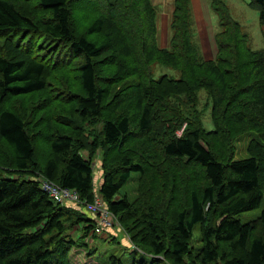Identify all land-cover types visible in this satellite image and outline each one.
<instances>
[{
    "label": "trees",
    "instance_id": "1",
    "mask_svg": "<svg viewBox=\"0 0 264 264\" xmlns=\"http://www.w3.org/2000/svg\"><path fill=\"white\" fill-rule=\"evenodd\" d=\"M76 4L92 11L82 33L73 27ZM252 4L264 24V0ZM213 6L220 29L205 59L191 39L190 0H173L166 46L152 0H0V264H92L72 249L87 244L95 220L54 202L42 180L76 190L79 205L102 199L129 241L147 248L133 264H264V207L240 218L264 195V53L250 47L224 2ZM154 63L178 77L157 76ZM86 119L101 123L92 139ZM137 130L148 139L144 162L123 144ZM242 134L247 155L235 158ZM165 163L191 172L189 187L157 182L130 200L127 184Z\"/></svg>",
    "mask_w": 264,
    "mask_h": 264
},
{
    "label": "rangeland",
    "instance_id": "2",
    "mask_svg": "<svg viewBox=\"0 0 264 264\" xmlns=\"http://www.w3.org/2000/svg\"><path fill=\"white\" fill-rule=\"evenodd\" d=\"M152 1L156 6L158 14L160 45L166 46L171 35V30L169 27L170 16L166 15V13H170L173 0ZM216 1H222L225 3L230 17L234 21L238 22L243 32L247 34L248 44H250V47L256 50H262L264 53V24L260 21L259 11L256 6L252 4V0H191V39L199 46L203 58L212 59L216 52L213 35L220 29V15L213 6V3ZM203 2L205 3V7ZM75 9L79 13L73 11L75 20L73 27L77 33H82L84 32L87 25V18L91 17L92 11L89 6L85 5L82 8L80 4H76ZM152 70L157 76H159L161 72H164L173 77H178V73L176 70L169 67H162L159 63H154L152 65ZM74 89L75 92H80L78 84L74 86ZM203 97L201 98L202 102ZM28 98L30 99L31 96L26 97L27 101L25 103L27 104V107L30 108L32 104L28 102ZM207 104L208 102L205 101V103L203 102L201 103V105L199 104V108L206 109L205 115L203 117V124L207 129H212L213 125L209 116ZM80 123L82 125L83 133L86 135V137L90 136V138L92 139L95 136H98L101 124L98 120L86 119L80 120ZM57 126L60 129L65 127L59 125L58 123ZM181 129L182 128L178 130V133L182 131ZM138 132L139 131L137 130V133ZM141 134L138 133V136L134 138H132L133 136L126 137V141L128 143H126L125 141L123 142L124 145L126 144V146L131 147V155L135 156V158L139 157L140 153L144 154V152H146L144 146L146 145L148 139L146 135ZM248 141L249 136L246 134H242L241 137L235 141L233 157L242 158L247 155L246 148ZM38 147L43 151L48 149L45 146V143L42 142H38ZM83 152L86 153L85 150ZM140 159L142 162H144L145 160H148V157L146 154H144ZM173 165L174 166H171L170 163H165L164 165H155L154 167H157L160 171L154 170L150 172L147 169L146 175H143L142 177H135L133 180H131L126 186V190L128 192V195L130 196V200H134L136 196L141 195V189L149 190V193L155 192V188L158 185L157 182H165L166 186L168 187L167 189H170L171 185L175 181L182 179V189L186 190L192 180L191 172H184L182 169L178 168V165ZM93 166L94 183L99 184V182L101 181L102 173L100 170L101 148L99 147L96 149L95 156L93 157ZM187 166L191 169V165ZM172 173H174L175 175L174 178L172 177ZM141 183L143 184L144 188L138 187ZM179 201L181 202L179 205H181L182 202L188 204L186 196ZM65 203L70 206H79L80 210L87 216L93 218V220L97 219L96 214H92L85 209L87 204H85L84 206V201L79 202L81 205L68 201ZM263 207L264 195L259 207L254 210L242 213L240 218L242 219V221L253 218L260 213ZM198 233V228H195L193 230V243L195 245L198 244V241L196 240L198 237ZM77 235H80V233ZM127 236V231L124 228L123 221H121L119 217L110 214L109 221L102 227L101 233L96 234L94 232H90L85 237V240L87 242L85 246L73 247L72 253L74 255V259L84 260L86 258V262H88L89 260L92 262V264H110V256L115 255L121 258L124 264H133L134 260H138L140 258V253L145 252L144 249L147 250V248L143 247L144 249L142 250L141 247L135 245L134 243H131Z\"/></svg>",
    "mask_w": 264,
    "mask_h": 264
},
{
    "label": "built area",
    "instance_id": "3",
    "mask_svg": "<svg viewBox=\"0 0 264 264\" xmlns=\"http://www.w3.org/2000/svg\"><path fill=\"white\" fill-rule=\"evenodd\" d=\"M40 185L48 193L50 198L54 200V202L64 204L67 201H79L80 196L76 190L68 188L59 189V187H57L53 182L46 180L40 181ZM86 207L90 213L97 215L95 226L93 227L92 232L96 234L101 233L102 227L108 223L111 213L107 209L102 199H100L98 196L95 197L92 203H88Z\"/></svg>",
    "mask_w": 264,
    "mask_h": 264
},
{
    "label": "crops",
    "instance_id": "4",
    "mask_svg": "<svg viewBox=\"0 0 264 264\" xmlns=\"http://www.w3.org/2000/svg\"><path fill=\"white\" fill-rule=\"evenodd\" d=\"M190 4H191V0H190ZM203 4H204V7H205V3L203 2ZM203 7V8H204ZM171 9H172V6H171ZM171 9H170V13L168 12V14L166 13V15H169L170 16V18H171ZM160 27H161V25H160ZM215 46V45H214ZM216 49V48H215Z\"/></svg>",
    "mask_w": 264,
    "mask_h": 264
}]
</instances>
